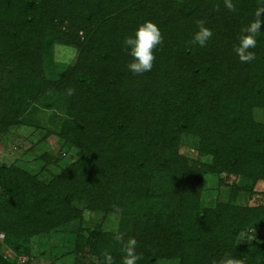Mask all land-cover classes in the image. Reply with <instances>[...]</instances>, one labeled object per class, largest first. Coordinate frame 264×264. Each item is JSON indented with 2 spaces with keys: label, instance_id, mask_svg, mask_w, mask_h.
<instances>
[{
  "label": "trees",
  "instance_id": "1",
  "mask_svg": "<svg viewBox=\"0 0 264 264\" xmlns=\"http://www.w3.org/2000/svg\"><path fill=\"white\" fill-rule=\"evenodd\" d=\"M56 41L77 56L52 78ZM38 100L63 108L58 134L83 155L39 182L44 191L25 186L36 198L20 209L0 198V233L15 249L76 217L69 194L79 192L152 234L140 253L90 230L96 264H153L169 241L190 253L180 264H264V244L236 243L264 206L234 203L244 189L234 184L231 201L201 204L203 173L264 179V117L253 118L264 108V0H0V134ZM185 142L211 162L181 154ZM7 174L0 165V188Z\"/></svg>",
  "mask_w": 264,
  "mask_h": 264
},
{
  "label": "rangeland",
  "instance_id": "2",
  "mask_svg": "<svg viewBox=\"0 0 264 264\" xmlns=\"http://www.w3.org/2000/svg\"><path fill=\"white\" fill-rule=\"evenodd\" d=\"M81 33L79 31V34ZM20 36L26 41L31 38L28 32H22ZM76 56L75 46L54 42L50 50V60L45 59V65L48 66H45L47 75L55 77L51 69L56 71L69 65L74 62ZM40 102L41 100L31 103L29 113L25 114V123L12 125L0 134V165H4L8 172L7 182L3 181L4 186L0 188V198L1 200L15 199L18 202L17 209L21 208L23 200L27 201L31 198L35 200L36 198L31 193L23 194L25 186L28 185L37 193L40 190L44 191V188L38 184L39 182L45 183L56 178L83 155L79 147L67 143L58 134L62 120L66 118L63 108L57 105L44 107ZM263 117L264 108L254 106V120L262 122ZM179 152L201 162L209 163L212 160L210 154L199 153L187 142L179 146ZM14 166L18 168L16 172L13 171ZM8 181L12 183L9 185ZM202 181L204 186L201 193V204L203 206L231 201L230 186L232 184L244 187L234 199V203L264 206V179L253 181L235 173L226 175L222 172L217 175L207 172L203 173ZM76 184L80 187V183ZM15 188H17L16 191ZM57 189L58 193L66 192L62 185ZM75 193L74 195L69 194L72 196L70 207L78 212L77 216L69 220L62 218L58 227L20 239L22 247L19 250L13 246L17 240L6 241L3 239L4 234L0 233V260L13 264H96L97 255L87 253L90 247L89 242L93 240L90 230L101 233L105 240L110 233L114 236L120 235L127 238L131 249L141 247L140 253L149 252L152 234L146 231L142 235H136L137 226L133 216L125 218L111 209H100L95 205H89L86 194ZM165 221L166 218L163 222ZM159 234L161 233H157L156 236ZM80 235L84 240H78ZM137 236L140 237L135 238ZM76 242L79 244L78 252L75 251ZM252 242L264 244V216L257 225L243 229L236 241L241 245ZM169 244L173 247L164 248L162 252H158L153 264H180L181 254L188 259L187 254L190 253H187L185 248L178 247L177 244L173 245L171 241ZM142 255L144 256L145 253Z\"/></svg>",
  "mask_w": 264,
  "mask_h": 264
}]
</instances>
